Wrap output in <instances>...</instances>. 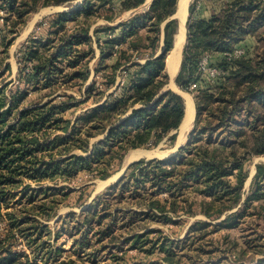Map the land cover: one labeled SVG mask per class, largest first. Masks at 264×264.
<instances>
[{
    "label": "trees",
    "instance_id": "trees-1",
    "mask_svg": "<svg viewBox=\"0 0 264 264\" xmlns=\"http://www.w3.org/2000/svg\"><path fill=\"white\" fill-rule=\"evenodd\" d=\"M0 1L5 14L4 27L0 29L3 38L0 56L5 57L29 14L39 8L70 5L77 0ZM177 2L152 0L147 11L134 13L115 27L103 26L93 31L100 62L111 59L113 63L99 68L105 91L98 90L92 83L85 90L87 97L102 98L115 84L119 68L129 71L130 76L117 97L109 95L101 104L96 101V106L73 123L64 117L65 113L84 103H70L73 97L58 103L56 97L44 103L22 105L32 93L42 92L50 97L56 85H67L75 79L86 81L88 71L67 75L65 70L77 69L80 61L93 53L89 36L92 22L98 17L112 22L113 7L122 14L137 9L144 0H84L74 10L55 15L49 22L50 28H55L54 33L65 29L67 22H74L77 34H73L71 41L59 44L54 56L43 53L49 48L52 51L50 43L46 45L32 39L28 42L21 60L31 68L28 73L21 70L19 74L24 88L9 97L4 95V87L0 88V207L1 204L6 209L10 207L11 190L23 179L40 185L45 180L70 181L81 172L97 171L99 179L104 180L109 176V168L126 150L155 147L179 128L184 118L182 97L168 90L155 98L166 82L165 74V82L152 92L155 79L164 73L165 58L173 46L177 21L171 17L176 12ZM198 2L193 0L189 7L186 43L175 79L185 91L192 83L197 85L195 121L189 140L169 159H140L131 163L117 182L97 195L92 205L81 212V222L73 219V213L67 215L62 231L72 235L71 253L78 259L82 257L78 255L80 252L96 262L98 251L121 250L129 243V248L149 254L156 250L172 264L175 255L171 240L161 230L150 226L180 225L183 215L191 217L196 213L210 220L218 219L240 202L251 158L264 156V0H224L219 10L207 19L195 16ZM117 29L118 35L112 38L99 37V34L112 35ZM141 30H146L145 41L148 42L142 48L150 49L143 64L138 61L144 56L140 52L142 45L139 47L131 41ZM247 38L256 41L252 51L242 45ZM161 39L163 52L155 56L156 43ZM83 45L88 46V50L78 51ZM236 48H243L244 55L224 59L223 54ZM205 55L220 56L217 64L210 59V66L219 70L215 80H209L199 71L198 65ZM131 68L136 69L131 72ZM8 70L9 65L5 64L4 72ZM137 104L141 106L135 108ZM102 133L104 138L90 148L89 139ZM174 138L175 134L169 140ZM75 150L89 154L78 156L72 153ZM59 155L64 158L58 159ZM254 180L256 188L251 200H260L264 197V165L256 166ZM53 190L25 192L15 203L21 209L2 216L7 228L0 239V264H31L28 255L12 251L18 236L35 253L34 258L59 259V253L64 250L48 248L46 243L41 245L44 230L39 231L40 223L32 215L35 212L45 218L51 216L53 209L39 203L38 194ZM196 202L197 210L194 209ZM234 214L226 216L223 223L237 224L241 217ZM200 225L208 226L197 222L190 232ZM59 264L76 263L69 257Z\"/></svg>",
    "mask_w": 264,
    "mask_h": 264
},
{
    "label": "rangeland",
    "instance_id": "rangeland-1",
    "mask_svg": "<svg viewBox=\"0 0 264 264\" xmlns=\"http://www.w3.org/2000/svg\"><path fill=\"white\" fill-rule=\"evenodd\" d=\"M84 1V0H83ZM116 1V0H114ZM80 1H74L70 5L61 4L58 6H48L44 8H39L35 12L28 15L25 20L23 26L18 29V35L15 37L12 44L7 49V55L5 57L0 56V88L4 87V95L9 97L11 94L15 93L17 89H23V83L20 81L21 77L19 74L21 70H24L25 73H28V70L31 68L29 63H23L22 59V52H24V48L28 46V42L32 39L35 41H42L52 48L46 50L44 56H54L58 53V48L65 42L71 41L73 34L75 33V29L77 26L74 22H67L65 25V29H61L58 33H54L55 28L51 29L49 26V22L53 18H55L59 13H67L78 6L81 5ZM201 2V1H200ZM117 3V2H116ZM199 6V7H198ZM2 3L0 1V29H3V17L5 16L4 11L2 10ZM200 4L196 5L195 16L200 17L199 9ZM47 10V11H44ZM114 13V21L108 22L104 20L102 17H98L94 20L90 26L89 36L92 40V49L93 53L88 58H84L80 61L79 66L75 70L66 69V74L70 75L71 73L79 71H88L86 81L82 79H75L66 85H60L55 87V91L53 95L50 97H45L44 93L37 92L32 93L28 99L23 103L22 106L31 105L36 102L44 103L50 99L56 98L57 103L67 100L68 97H73L70 103L73 102H84L80 106L76 107L74 110H70L65 113V118L70 119L73 122L76 121L78 117H81L83 114H86L96 106L95 102L98 101V104H101L105 101V98L109 95L112 97H117L123 86H126L127 81L129 80V71H125L123 68H119L116 71L115 77V84L111 86L102 98H98L96 95L94 97L88 98L85 90L92 84L95 83V87L98 90H103L104 87L102 86L103 78L101 72V65H108L111 66L113 60L107 59L103 62H100L99 56V49L96 47V37L93 34V31L96 29L106 26V27H115L119 22H123L125 20H121V14L118 10L113 7ZM44 11V13H43ZM118 15V16H117ZM39 16L34 22L28 33H25L28 26H30L31 21L34 17ZM188 19V17H187ZM187 22V21H186ZM119 29H117L114 34H99V37L104 40L106 38H112L116 34L118 35ZM7 34V33H6ZM24 35V36H23ZM147 36L146 30H141L138 32V35L131 41H134V44H138L142 47H146L148 42L145 41V37ZM118 36H116L117 38ZM8 38H11L8 34ZM62 38V42L59 40ZM2 35H0V53L3 51L2 48ZM101 40V41H102ZM255 39L251 42L246 44L247 50L252 51L255 46ZM133 43V42H129ZM186 43V42H185ZM61 44V45H59ZM245 45V44H244ZM163 43L162 39L159 43H156L155 46V56H160L163 52ZM80 52H85L88 50V46H79L77 48ZM243 49V48H240ZM144 56L138 61L143 64L145 61L147 53H150V49L142 48ZM170 53V52H169ZM167 54L165 58V70L164 73L160 74L154 81L152 86V92H156L159 85L164 83L163 81V74L166 76V82L164 86L161 87L160 91L157 92L155 98L159 95L165 93L166 91L170 90L179 96L182 97L184 101V114H185V98L184 95H188L194 104V92L196 88L191 89L189 87L188 91L182 90L178 84L176 83V77L174 79H170L167 73L166 67V60L169 55ZM218 55L213 56L211 61L213 64H217L219 61ZM5 64L9 65V70L4 72ZM181 65V64H180ZM213 67V66H212ZM136 68H134L135 70ZM131 68V72L134 71ZM199 79V78H198ZM174 83L175 88H172L170 85ZM197 83V82H196ZM193 84V83H192ZM191 84V85H192ZM190 85V86H191ZM97 90L95 89V92ZM105 91V90H103ZM182 92V93H180ZM86 100V101H85ZM7 101H9L7 99ZM141 105H135V108L140 107ZM5 109V108H4ZM195 109V105H194ZM196 114V110H195ZM126 116V115H125ZM121 117L120 120H123L125 117ZM195 121V115L193 119V123L191 128L187 131L185 138L183 141L176 147L178 142L179 130L177 129V133L175 131L171 132L167 137H165L159 144L155 147L150 148H138L140 150L145 151H156L164 156L173 155L174 157L180 148H183L188 140L191 131L193 130V125ZM60 133H55L57 135ZM175 134L174 140L170 141L169 138ZM53 136L50 137V140L53 139ZM105 134H98L89 139V147L92 148L94 144L104 138ZM176 147V148H174ZM131 150L136 149H129L122 153V157L120 160L115 161L113 165L109 168L108 177L104 180L99 179L97 175V171L93 172H81L72 180H66L61 178H56L54 181L45 180L40 185L37 183L30 181L28 179H23L22 183L17 186V188L11 190V197H9L10 207L8 209L5 208L4 204H1L0 207V239L5 234V229L7 228L5 222L2 221L1 218H4L6 213L13 211L14 209H21L20 206H17L15 203L22 198L24 193L31 192V190H38V189H46L52 188L53 191H46L44 194L40 192L38 194L39 203L45 205V207H51L53 210L50 212L51 216L49 218H45L40 216V214H35V212L31 213L36 220L40 223L38 225L41 230H44L42 234L41 245L46 243L48 248L55 247L63 249L64 251L59 253L58 260H44L43 258H34V252L26 245L24 239L18 236L17 241L13 242L12 251L16 253H24L28 255L29 261L31 264H59L61 260H67V258L71 257L76 264H171L164 258V254L157 252L156 250L149 254L144 251H140L134 248H129V243L126 244L123 249L121 250H114V249H106L104 251L100 250L96 253V262H94V258L91 260L86 259V255L84 253L78 252V255L82 256L81 259L75 257L71 253V247L74 243L72 235L65 232L63 233L62 227L64 221L67 219V215L70 213L74 214L73 219L78 223L82 221L81 212L86 210L90 205H92L93 200L97 195L102 193L108 186L112 185L113 183L117 182L125 173L128 166L131 164L126 165V157L128 156ZM76 155L86 156L88 153H83L80 150H75L72 152ZM60 156V155H59ZM64 157L60 156L58 159H63ZM171 158V157H170ZM47 159V157H46ZM50 159V158H49ZM144 159V160H151V159H158V160H166L164 158L153 157V158H146L141 157L136 161ZM169 159V158H168ZM134 161V162H136ZM133 163V162H132ZM264 165V156H254L251 158V161L248 163L247 170H248V177L246 178L242 190H241V200L240 202L235 205L232 209L226 210L223 214L215 220H210L201 213H196V215L191 217H186L183 215L182 223L180 225H151L150 228H157L162 231L166 237H168L170 242V247H172L174 251V262L172 264H264V197L260 200L252 199V192L256 188V182L254 180V176L256 173V166L257 165ZM254 168V169H253ZM117 173H119V177L116 180H111ZM108 180V181H107ZM106 181V182H105ZM105 182V183H104ZM107 183V184H106ZM105 184V185H104ZM99 186V187H98ZM264 192V186L262 187ZM7 200V201H8ZM251 200V201H250ZM54 201V202H52ZM196 201H199V198H196ZM247 206L245 207V202ZM250 201V202H249ZM194 206V209H198V203ZM27 209V208H25ZM245 209V210H244ZM35 210V209H33ZM32 210V211H33ZM244 212V213H243ZM235 213L239 217L238 223L231 226L225 225L223 220L226 216ZM20 215L19 213H17ZM234 214V215H235ZM242 215V216H240ZM197 222L207 223L208 226L200 225L196 226L194 232H190L191 227L195 225ZM44 228V229H42ZM199 229V230H196ZM62 231V232H61ZM143 232V231H142ZM76 239H79L76 236ZM118 246L120 243L117 244ZM94 253V252H93ZM85 255V256H84ZM84 256V257H83ZM91 257V256H90ZM91 261V262H90ZM92 261L94 263H92Z\"/></svg>",
    "mask_w": 264,
    "mask_h": 264
},
{
    "label": "bare ground",
    "instance_id": "bare-ground-1",
    "mask_svg": "<svg viewBox=\"0 0 264 264\" xmlns=\"http://www.w3.org/2000/svg\"><path fill=\"white\" fill-rule=\"evenodd\" d=\"M188 3H189V0H180L179 6H178V12H177L176 17L180 21V29H179V32L176 36L175 47L169 53L168 59H167V68H168V74H169L170 79H174V77L178 71L180 60H181L182 47H183V44H184L185 38H186L185 21H186V17H187ZM44 11H47V10L44 9ZM44 11H43V13H44ZM38 17L39 16L34 17V19L30 23V26H28L29 29H27L25 33H28V31L30 30V28L33 25V22ZM170 86L172 88H175V85L173 82L171 83ZM180 93H182V92H180ZM183 98H185V100H186L185 101V115H184V119L180 125V133L178 136L179 140L176 144V147L183 141V139L186 136L187 131L191 128L192 123H193V119H194V115H195V109H194V104H193L192 99L188 95H184ZM176 147H174V148H176ZM167 155H169V154H167ZM157 156L159 158L160 157L161 158L167 157V156H164V155H162L156 151H145V150H140V149L131 150L129 152L128 156L126 157V162H127L126 165L132 161H135V160L141 158V157L153 158V157H157ZM119 175L120 174L117 173L115 176H112L113 178L111 180H116L119 177Z\"/></svg>",
    "mask_w": 264,
    "mask_h": 264
},
{
    "label": "crops",
    "instance_id": "crops-1",
    "mask_svg": "<svg viewBox=\"0 0 264 264\" xmlns=\"http://www.w3.org/2000/svg\"><path fill=\"white\" fill-rule=\"evenodd\" d=\"M192 1L193 0H189L188 6H187V17L189 16V7H190ZM179 2H180V0H178V2H177L176 12L171 17V19H174V20L177 21V24H178V20L179 19L176 17V15H177V12H178ZM223 2H224V0H199L200 8H198L199 6L197 8L199 9L200 18H205V19L209 18L211 14L216 13L219 10V8H220V6H221V4ZM151 3H152V0H144V3L140 7H138L137 9L124 12L121 15V20H126V19L130 18L136 12H145V11H147L148 8L150 7ZM187 17H186V21H187ZM186 21H185V28H186ZM162 28H163V26H162ZM252 40H253V38H247L242 43V45H244V44L246 45L248 42H251ZM175 41H176V39L174 38L173 46H172L171 51L175 47ZM185 42H186V38H185ZM185 42L183 44L182 51H183ZM167 59H168V57H167ZM181 61H182V52H181L180 64H181ZM180 64H179V68H178V71H177L175 77L177 76V74H178V72L180 70ZM166 67H167V60H166ZM167 73H168V68H167ZM168 76H169V74H168Z\"/></svg>",
    "mask_w": 264,
    "mask_h": 264
},
{
    "label": "built area",
    "instance_id": "built-area-1",
    "mask_svg": "<svg viewBox=\"0 0 264 264\" xmlns=\"http://www.w3.org/2000/svg\"><path fill=\"white\" fill-rule=\"evenodd\" d=\"M242 55H244V50L240 48H236L232 52L223 54L224 59L226 60H231L232 58H238ZM210 59L211 58L209 55L203 56L198 67H199V71L201 72V75L205 74L207 75L209 80H215L219 76V70L216 67L210 66ZM196 86H197L196 84H192L190 88L194 89L196 88Z\"/></svg>",
    "mask_w": 264,
    "mask_h": 264
},
{
    "label": "water",
    "instance_id": "water-1",
    "mask_svg": "<svg viewBox=\"0 0 264 264\" xmlns=\"http://www.w3.org/2000/svg\"><path fill=\"white\" fill-rule=\"evenodd\" d=\"M80 2L79 3H81V2H83V0H79ZM178 20V19H177ZM179 29H180V21L178 20V24H177V31H176V34L174 35V38L176 39V36H177V34H178V32H179ZM185 115V114H184ZM184 119V118H183ZM183 121V120H182ZM178 130H179V132H180V126H179V128H178ZM175 133H177V131H175ZM173 155H167V157H164V159H168V158H170V157H172ZM136 161V160H135ZM132 162H134V161H132ZM132 162H130V163H132ZM129 163V164H130ZM128 165V164H127Z\"/></svg>",
    "mask_w": 264,
    "mask_h": 264
}]
</instances>
